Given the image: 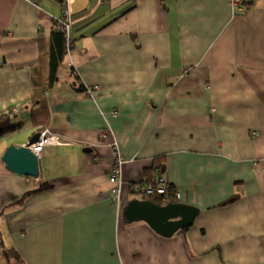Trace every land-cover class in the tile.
I'll use <instances>...</instances> for the list:
<instances>
[{"label":"crops","instance_id":"1","mask_svg":"<svg viewBox=\"0 0 264 264\" xmlns=\"http://www.w3.org/2000/svg\"><path fill=\"white\" fill-rule=\"evenodd\" d=\"M244 5L0 0V264H264V0ZM43 127L63 142L39 174L7 168L5 149ZM149 168L198 209L169 237L124 218Z\"/></svg>","mask_w":264,"mask_h":264},{"label":"water","instance_id":"2","mask_svg":"<svg viewBox=\"0 0 264 264\" xmlns=\"http://www.w3.org/2000/svg\"><path fill=\"white\" fill-rule=\"evenodd\" d=\"M36 133L25 144L9 145L1 159L7 168L20 176L39 174L38 156L29 147L38 138ZM198 209L182 202L156 204L150 199L132 198L124 209V218L128 222L144 221L161 236L169 237L192 225Z\"/></svg>","mask_w":264,"mask_h":264},{"label":"trees","instance_id":"3","mask_svg":"<svg viewBox=\"0 0 264 264\" xmlns=\"http://www.w3.org/2000/svg\"><path fill=\"white\" fill-rule=\"evenodd\" d=\"M52 39L53 41H52L51 50H50V77H49L51 81L57 79L58 68L61 65L63 57L66 53L65 37H64L63 32L60 30V28H57L52 32ZM72 72L75 75H77L74 70ZM80 87L81 89L82 88L86 89V87L83 84ZM156 169H160V167H156ZM156 169L154 168L145 169L144 178L139 182L131 183L130 189L133 192L139 193L140 194L139 198L150 199L159 205H162L168 202H178L176 198V192L174 191L173 186L169 184V182L165 178H164L165 192L159 193L156 191L154 187H152L153 188L152 192H147L146 190L147 186L152 185L154 180L157 177H161L160 173L162 172V170L161 171L159 170L156 172L155 171ZM40 189H42V186H40ZM28 194L29 193L25 194V196H27ZM1 255H4V256L6 255L8 262H10V259H9L10 255L18 257L16 252L8 251V249H2Z\"/></svg>","mask_w":264,"mask_h":264},{"label":"built area","instance_id":"4","mask_svg":"<svg viewBox=\"0 0 264 264\" xmlns=\"http://www.w3.org/2000/svg\"><path fill=\"white\" fill-rule=\"evenodd\" d=\"M230 5H231L232 12L234 15L242 14L245 11L244 0H230ZM59 22H60L59 28L63 32L64 37H65V50L69 51L71 48L72 38L69 35L70 22L68 19V9L66 7L64 9L63 16L60 18ZM87 88L88 87H86V89ZM102 136L107 137L106 132L105 133L103 132ZM62 142H63V139L61 138V136L52 132V130L49 129L48 127H43L39 131L37 140L34 143H32L29 147L39 157L42 150L46 146L57 145V144H61ZM113 155H114L115 161H114L113 167L109 174V180L111 183L114 184V186L112 187V192L114 194H118L121 188L119 176H120V164L122 163V157L119 155L116 149L113 150ZM152 187H154L156 191L159 193L165 192L164 179L161 177L156 178L152 185L147 186V189H146L147 192H152L153 190ZM177 195L178 194L176 192V196Z\"/></svg>","mask_w":264,"mask_h":264},{"label":"rangeland","instance_id":"5","mask_svg":"<svg viewBox=\"0 0 264 264\" xmlns=\"http://www.w3.org/2000/svg\"><path fill=\"white\" fill-rule=\"evenodd\" d=\"M55 2H58V1H55ZM58 3H59V2H58ZM59 4H60V3H59ZM70 30H71V28H70ZM72 30H74V28H73ZM164 182H165V180H164ZM9 259H10V260H13V261L15 260L14 257H13L12 255H10Z\"/></svg>","mask_w":264,"mask_h":264}]
</instances>
